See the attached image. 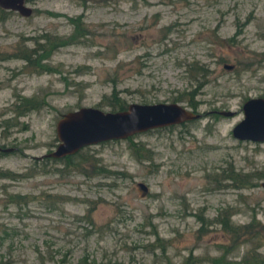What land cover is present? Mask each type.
<instances>
[{
  "label": "rangeland",
  "instance_id": "374dc122",
  "mask_svg": "<svg viewBox=\"0 0 264 264\" xmlns=\"http://www.w3.org/2000/svg\"><path fill=\"white\" fill-rule=\"evenodd\" d=\"M26 6L28 16L0 12V57L6 55L0 145L12 149L0 154V169L24 174L0 178V264H180L188 252L195 264H209L228 243L209 224L220 209L230 206L233 223L253 216L264 224L258 185L264 141L230 134L242 102L264 97V0H28ZM41 34L62 42L46 45L42 56L35 45ZM35 46L34 65L9 56ZM190 60L208 70L193 98L199 118L133 134L135 148L125 138L85 146L79 154L96 167L76 169L44 156L56 144L61 114L80 106L109 110L100 101L112 81L125 104L184 96L194 87L184 71ZM37 63L60 72L41 73ZM16 95L45 104L14 117ZM9 117L12 125L4 126ZM228 163L262 173L257 185L224 186L218 174ZM197 213L208 220L200 236ZM153 232L164 251L144 246L153 243ZM244 246L226 252L227 259H237Z\"/></svg>",
  "mask_w": 264,
  "mask_h": 264
},
{
  "label": "trees",
  "instance_id": "16d2710c",
  "mask_svg": "<svg viewBox=\"0 0 264 264\" xmlns=\"http://www.w3.org/2000/svg\"><path fill=\"white\" fill-rule=\"evenodd\" d=\"M2 12V9L0 10ZM76 20L78 21L79 19ZM72 20V18H69ZM79 22V21H78ZM83 25V24H82ZM78 31L79 36H83L86 33V30L84 29L83 26L77 27L76 28ZM40 38L43 39L42 43H38L35 40V45L38 46V49L42 52V56L48 52L49 49H46V45H57V43L61 44V40L57 39V37H49L45 34H41L39 36ZM37 50V47H33V50L29 49L25 53L24 52H15V53H10V57H21L23 60L26 61L28 65H34L36 58H35V53L33 51ZM38 64V63H37ZM40 66V72H51V71H56L60 72L58 69L51 70L50 67L46 66V64H38ZM82 66H77L74 69V72L81 68ZM185 67V72L188 76V78L194 83V87L192 89H189L188 91L185 92L184 96H178L175 97L172 101H185L186 105L189 107L194 112H197L195 110L196 108V102L193 100L195 93L197 90L203 86V84L206 82V77L208 75V70L205 64H202L198 62L197 60H190L186 61L184 63ZM115 83L112 81L111 84V91L110 94H108V97L102 96L101 103L104 104L105 106L107 105L110 111L114 110H122L125 108L127 104H125L122 100L119 99V97L116 94V91L114 89ZM110 100V101H107ZM44 99H38L37 97H22V96H17L14 98L13 102L11 103L9 109L12 113L11 116L17 117L22 114H24L27 111L30 110H36L39 108L41 105L45 104ZM211 116L215 117L213 113H210ZM9 120H12V118H5L2 120L4 126L12 125V123L9 122ZM9 122V123H8ZM184 123V122H183ZM182 123V124H183ZM172 125L165 126V127H160V128H166V127H171ZM157 129V128H154ZM152 130V129H149ZM148 131V130H146ZM133 136H127L125 139L128 141V143L135 148V145L132 142ZM85 147V146H84ZM82 147V148H84ZM78 149L76 152L70 155H65L63 157L59 158H52L49 157L48 159L50 160H56L53 161L55 163H60L64 166H70L74 167L76 169H82L86 165L89 167H96V162L97 161H89V155H81L80 150ZM139 148H144L142 144H140ZM145 151H148L145 149ZM3 152L0 151V154ZM148 153V152H147ZM81 155L78 161H69L71 158ZM149 154V153H148ZM78 155V156H79ZM92 157V155H90ZM149 157V155L147 156ZM58 160V161H57ZM64 160V161H63ZM52 162V161H48ZM40 163V168L41 171H45V163L47 164V161H42L38 162ZM99 169V168H98ZM260 172H255V171H242V170H237L235 169L230 163H228L225 168L220 169V173L218 176L220 178L228 183L224 184V186H230L232 188L238 189V188H249V187H254L257 185V180L261 177ZM24 174H16L13 173L9 170L6 169H0V178H6V179H14L16 176H21ZM230 206L226 209H220L211 219L209 224L216 225L218 230L226 236V243L225 245L219 246L221 249L220 254L218 256H213L207 259L209 264H264V253L260 251L261 246L264 244V224H258V221L254 219L253 216H250V219L247 223L245 224H237L233 223L229 220V215L233 213V210H228ZM196 219L199 221V226L196 229V233L198 236L202 235L206 229L204 228L207 225L208 220H205L201 214H194ZM154 237H153V243H146L144 246L149 247L150 250H154L155 248L160 251H164V241L159 239L155 232H153ZM160 240V241H159ZM2 241V238H0V242ZM161 242V243H160ZM240 244L245 245L243 247V251L240 254V256L237 259H227L226 257V252L230 251L231 249H234L238 247ZM197 262V258L193 255H191L189 252L188 254L182 259L180 264H195ZM84 264H94L93 262L90 263H85L83 260ZM54 264H62V263H54Z\"/></svg>",
  "mask_w": 264,
  "mask_h": 264
},
{
  "label": "water",
  "instance_id": "95a60500",
  "mask_svg": "<svg viewBox=\"0 0 264 264\" xmlns=\"http://www.w3.org/2000/svg\"><path fill=\"white\" fill-rule=\"evenodd\" d=\"M0 8L14 10L22 16L31 9L23 0H0ZM228 67L225 65L224 67ZM242 117L230 129L237 140L264 141V97H250L241 104ZM223 116L233 115V111H218ZM200 113L181 105L179 102L128 103L122 110H101L93 106H80L64 112L56 119L54 133L56 144L44 156L59 158L70 155L78 149L149 129L180 124L197 119ZM8 151L10 148H2ZM258 185L264 189V172ZM141 189L144 187L138 184Z\"/></svg>",
  "mask_w": 264,
  "mask_h": 264
},
{
  "label": "flooded vegetation",
  "instance_id": "af4514ba",
  "mask_svg": "<svg viewBox=\"0 0 264 264\" xmlns=\"http://www.w3.org/2000/svg\"><path fill=\"white\" fill-rule=\"evenodd\" d=\"M27 1L28 0H23V4L24 5H26V3H27ZM29 7V6H28ZM30 8V7H29ZM0 9H2L3 11H5V12H9V11H14V10H9V9H3V8H0ZM14 12H16V11H14ZM31 12V11H30ZM17 13V12H16ZM20 15V14H19ZM20 16H22V15H20ZM28 16V15H27ZM31 50H33V48H31ZM33 53H36V51L34 50L33 51ZM4 57H6V55H2L0 58H4ZM18 58V57H17ZM19 58H21V57H19ZM22 59V58H21ZM216 112H218V111H216ZM183 123V122H182ZM2 148H8V147H2V145H0V151H2L1 149ZM10 150H12L11 148H10ZM2 152H7V151H2Z\"/></svg>",
  "mask_w": 264,
  "mask_h": 264
}]
</instances>
